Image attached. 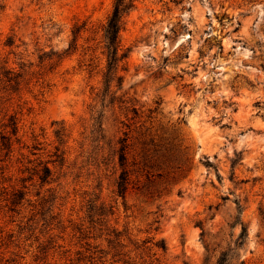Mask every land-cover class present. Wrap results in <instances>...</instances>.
I'll list each match as a JSON object with an SVG mask.
<instances>
[{
	"label": "rangeland",
	"instance_id": "1",
	"mask_svg": "<svg viewBox=\"0 0 264 264\" xmlns=\"http://www.w3.org/2000/svg\"><path fill=\"white\" fill-rule=\"evenodd\" d=\"M134 2L0 0V264H264V0Z\"/></svg>",
	"mask_w": 264,
	"mask_h": 264
},
{
	"label": "trees",
	"instance_id": "2",
	"mask_svg": "<svg viewBox=\"0 0 264 264\" xmlns=\"http://www.w3.org/2000/svg\"><path fill=\"white\" fill-rule=\"evenodd\" d=\"M134 0H113L112 8L107 16V19L103 25V48L105 55V68L102 73V82L104 86V95L109 92L112 84L116 89H120L122 86V76L119 74L120 70H124V60L128 56V49H123L121 45L120 32L123 30L125 25V20L130 11L134 8ZM2 5H0V8ZM115 92V91H114ZM112 92V93H114ZM113 99V98H112ZM134 109V107H133ZM11 133L16 134L17 125L15 118L10 117L9 122ZM120 146L117 150L118 152V163L121 167L116 185L117 193L122 195L126 188L128 170L125 166V143L124 139L119 141ZM58 150V148H57ZM45 171L49 172L47 166H45ZM238 212L242 209L238 204ZM246 234V228L242 225L239 237H243ZM227 251H222L220 257L218 258V263H223L227 258ZM239 264H243L241 261Z\"/></svg>",
	"mask_w": 264,
	"mask_h": 264
}]
</instances>
